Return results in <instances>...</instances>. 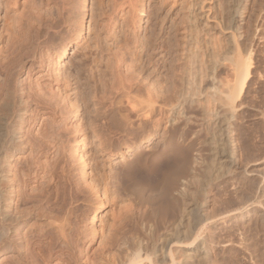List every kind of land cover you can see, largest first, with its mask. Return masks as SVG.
<instances>
[{
    "label": "bare ground",
    "instance_id": "1",
    "mask_svg": "<svg viewBox=\"0 0 264 264\" xmlns=\"http://www.w3.org/2000/svg\"><path fill=\"white\" fill-rule=\"evenodd\" d=\"M79 1L0 0L10 26L0 45V264H264V171L249 166L255 135L246 120L256 107L246 95L258 92L250 86L264 73L257 47L264 45V0H187L194 45L178 85L156 82L168 94L119 51L105 63L106 81L92 75L106 101L90 123L95 138L109 156L129 151L111 166L110 183L126 206L114 214L113 240L101 247L91 227L69 238L64 210L75 194L66 159L84 168L85 134L79 106L60 97L54 80L59 60L82 38L86 6ZM112 1L126 21L143 9L141 0ZM87 67L92 74L96 61ZM177 121L200 128L206 155L192 153L195 141L170 135ZM31 207L48 209L56 235L23 233ZM134 223L139 231L129 247L125 234Z\"/></svg>",
    "mask_w": 264,
    "mask_h": 264
},
{
    "label": "rangeland",
    "instance_id": "2",
    "mask_svg": "<svg viewBox=\"0 0 264 264\" xmlns=\"http://www.w3.org/2000/svg\"><path fill=\"white\" fill-rule=\"evenodd\" d=\"M72 1H75L73 2V4L75 3L74 6L80 3L78 0ZM138 2L136 4L138 6L142 5L143 9L141 11L139 9L138 14H136L137 12L127 14L128 17H126L130 19L126 18V21L125 16L117 13L114 9L112 0H85L86 8L84 11L86 15L81 34L82 41L80 40L77 45L69 46L65 56L59 60L58 80H56V83L54 80V86H57L60 97L79 106L76 122L79 124V128H82V131L84 130L83 133L85 134L84 147L81 148L83 159L86 160L84 170L70 156L66 159V167L70 161H73V163L70 162L66 172L75 190V194L71 195L72 198L68 201V206L64 207L69 222L68 236L69 238H74L77 233L82 235L84 231L87 230L89 233V230H91L94 235V244L98 247L106 243L110 244L113 240L116 230L115 226H113L116 222L114 214L120 207L126 206L124 194L112 186L110 175H112V167L114 168L118 161L127 156L129 151L125 147H121L120 153L109 156L102 151L104 144L99 145L97 138H95V133L91 127L94 121L93 118L95 114H97V118L102 116L104 112L103 106L106 101L100 97L102 83L98 80H95V83L93 78L98 79L99 73H103L105 77L100 75L101 81H106L108 76H106L105 63L111 53L119 51L123 54L126 62H130L133 68L140 71V78L146 79V83L148 82L151 86H154L156 91L162 90L163 94H168L165 91L163 92V89L170 87L168 85L171 84L178 85L179 74L187 66V55L192 45H194L195 33L187 17V0H141L140 3ZM148 10L150 11L149 13ZM7 16L9 17L8 11L0 8V45L6 44L8 33L10 32L9 18ZM121 16H124V19ZM128 20H134L133 22L131 21L133 24H130ZM137 45L138 48L135 49ZM257 47H259V50L262 48L260 57L264 59V45H257ZM92 61H96L97 70H99L97 71L96 68H93L96 70L93 72L94 74H90V70L87 67V65L92 66ZM142 79L140 80L142 81ZM260 80L258 81L259 83L257 82L250 86L251 89H257L256 91L258 92L253 91L246 95L248 99L253 100V105L256 106L249 108L254 114L251 115L252 111H249L250 116L248 115L246 120L252 123L249 122L248 125L250 128L252 127V135H255L251 136L254 147L250 150L249 155L252 157H250L249 166H257L259 169L262 167L263 172L264 128L261 127L260 131V124L258 123V118L260 117L255 115V111H257V105L259 106L257 101L262 97L264 99V73ZM156 82L163 89H158ZM95 85L99 96L97 98L93 97ZM136 88L141 92L146 90L142 82L137 83ZM6 95L8 97L5 96L4 102H8L9 98L13 97L9 94ZM252 95H255V97ZM94 109L97 111L95 112ZM72 121H75V119ZM163 125V121H161V124L157 126V130L162 131ZM146 128L148 129L150 126L148 125ZM258 128L259 130H257ZM199 130L200 128L195 124L193 125L192 122L180 123L177 121L170 130V135L172 134L174 138L186 136L187 140L195 141L196 145L192 153L197 154L201 151L203 155H206V147L198 140L203 138L201 135L203 136L204 133L202 132V134L201 130ZM197 135L200 137L197 138ZM82 171H85L84 175ZM83 180L91 186L85 185L86 183H83ZM92 187L96 190L98 189L97 195H95ZM25 214L28 215V218L22 230L27 236L39 231H50L55 235L57 234V229L47 219L49 211L46 207H31L25 211ZM90 227L91 229H89ZM137 231H139V228L134 223L132 229L125 234L129 247L132 246V238ZM87 232L85 234H88ZM119 254H123L120 249ZM10 255L9 253L6 256Z\"/></svg>",
    "mask_w": 264,
    "mask_h": 264
}]
</instances>
